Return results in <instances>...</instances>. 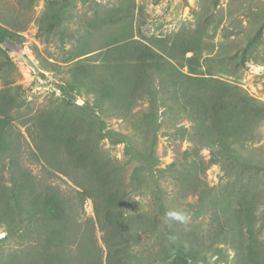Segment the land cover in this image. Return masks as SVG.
Returning a JSON list of instances; mask_svg holds the SVG:
<instances>
[{
    "label": "trees",
    "instance_id": "1",
    "mask_svg": "<svg viewBox=\"0 0 264 264\" xmlns=\"http://www.w3.org/2000/svg\"><path fill=\"white\" fill-rule=\"evenodd\" d=\"M257 2L258 6L244 9L245 26L236 41H228L232 36L228 20L218 16L220 0H200L193 25L148 43L134 28L135 0L93 9L74 36L76 44L63 50L71 62L69 77L57 87L61 98L43 117L45 132L40 138L48 153L45 159L57 163L58 172L66 177L79 175L82 201L95 203L104 232L105 261L97 253L92 231L76 235L60 195H36L24 176L13 175L10 185L0 186V227L6 233L2 241L27 242L7 264H85L87 255L81 252L82 258L75 262L74 244L91 251L94 264H209L210 258L223 256L222 245L234 250L233 264H264V160L249 157L244 149L264 123V102L214 76L216 70L234 76L240 54L246 55L262 36L264 0ZM71 6L72 0L47 2L37 21L38 37L65 30ZM137 13L143 10L138 8ZM220 26L227 32V44L217 46L212 39ZM22 31L0 25V73L5 63L13 66L9 50L22 44ZM83 95L92 98L91 104L77 105ZM143 100L145 111L134 113ZM25 101L22 86L0 91V156L11 151L13 114ZM162 110L163 116L188 119L190 129L177 133L185 134L193 145L166 169H160L157 153ZM110 118L128 122L131 133L109 129ZM104 140L124 145L125 164L133 166L129 192L124 191L122 168L111 166L99 150ZM204 149L209 151L208 161L200 154ZM212 165L222 172L218 187H210L204 178ZM166 179L176 184L182 201L196 200L185 202L183 208L171 207L161 188ZM144 191H152L156 215L123 214L126 198ZM173 209L195 219L208 217L210 223L182 236L179 222L166 215ZM141 236L156 239L152 251L136 250Z\"/></svg>",
    "mask_w": 264,
    "mask_h": 264
},
{
    "label": "rangeland",
    "instance_id": "2",
    "mask_svg": "<svg viewBox=\"0 0 264 264\" xmlns=\"http://www.w3.org/2000/svg\"><path fill=\"white\" fill-rule=\"evenodd\" d=\"M49 1L52 0H0V25L11 31H17L22 27L21 36L24 39L22 47L23 43L29 42L28 51L22 48L19 54L16 52L12 54L9 50L8 55L13 66L5 63L1 68L0 91L8 86L13 88L18 85L22 86L26 103L21 109L15 110L13 114L12 148L7 154L0 156V186L10 185L11 176L20 175L28 180L36 195L48 193L60 195L67 203L70 224L76 231V235L80 236L88 230L92 231L97 253L104 262L106 254L104 232L98 224L95 203L91 199L82 201L80 193L83 190L80 186L79 175L73 174L66 177L58 172L57 163L45 159L48 157V153L45 151L40 137L45 132L43 117L58 105V99L61 98V93L57 94L53 89H57L58 85L69 77L68 70L71 67V62L65 60L63 50H68L76 44L74 36L88 22L95 7H111L117 0H72L69 16L65 20V30L63 28L50 30L46 35L38 37L37 21ZM199 2L200 0H135L137 10L138 8L143 10L142 14L139 15L137 10L135 14L134 28H138L137 36H141L148 43V39L165 37L173 31L174 33L181 31L185 25H193L194 14L199 9ZM258 4L257 0H241V3L220 0L218 16L219 18L223 16V19L228 20V32L232 35L228 41H236L241 38V29L245 26L244 21L246 20L242 13L245 8L255 7ZM228 7L232 11L230 14L227 12L229 11ZM221 29L222 26L213 34L212 43L217 46L223 41L227 44V40L224 39L227 32H222ZM234 33L239 35L235 36ZM25 35H28L29 39ZM246 53V55L243 52L240 54L234 76H227L218 70L214 72V76L238 85L255 99L264 102V31L262 36L247 49ZM206 69L205 67L202 71L204 72ZM184 71L187 72V69ZM18 96L19 99H24L21 91ZM85 102L91 104L92 98L83 95L78 98L77 105L81 106ZM146 108L147 103L143 100L137 104L134 113L143 112ZM160 115L161 117L165 115L163 110ZM106 123L109 129L121 133L130 132L129 123L122 119L110 118ZM161 123L157 153L160 169H166L179 160L184 151L193 147L186 139L185 134L177 133L181 129H190L191 123L186 117L171 118L168 114L162 117ZM244 149L249 157L264 160V123L251 136ZM99 150L110 161L111 166L122 168L121 177L124 191L127 189L129 192V178L133 166L125 164L127 159L124 156V145H112L108 140H104L100 144ZM200 154L206 161L209 160L208 150L204 149ZM65 166L64 163L62 167ZM221 177L222 172L217 165L209 166L204 176L210 187H218L221 184ZM175 185L171 179H166L161 183V188L168 197L171 207L183 208L185 202L196 200V198L189 197L186 201H182ZM151 192L144 191L139 196L132 194L127 197L122 205V213L130 215L148 212L156 215L157 208ZM120 193H122V189H120ZM182 203L183 205H180ZM178 222V231L182 233V236H187L190 233L203 230L209 225L210 220L208 217L195 219L188 216L186 223ZM5 236L4 228L0 227V264H7L12 253L22 250L27 242L17 238L3 242L2 238ZM76 242L77 238L74 240V243ZM156 243V239L153 237L141 236L138 238L135 248L138 251H152ZM220 247L223 256L210 258L209 264H233L234 250L230 246L222 245ZM71 251L75 262L80 257L82 258L81 252V254L84 253V256L87 255L85 264H94L91 251H85L75 244Z\"/></svg>",
    "mask_w": 264,
    "mask_h": 264
},
{
    "label": "clouds",
    "instance_id": "3",
    "mask_svg": "<svg viewBox=\"0 0 264 264\" xmlns=\"http://www.w3.org/2000/svg\"><path fill=\"white\" fill-rule=\"evenodd\" d=\"M167 217L172 220L181 221V222H187L188 216L186 213H184L181 210L173 209L166 213Z\"/></svg>",
    "mask_w": 264,
    "mask_h": 264
},
{
    "label": "built area",
    "instance_id": "4",
    "mask_svg": "<svg viewBox=\"0 0 264 264\" xmlns=\"http://www.w3.org/2000/svg\"><path fill=\"white\" fill-rule=\"evenodd\" d=\"M25 37L27 39H29L28 35H25ZM28 44H29V42L26 41L25 43H23V47H22V45H20V46H18V45L12 46L10 48V53L14 54L13 52H16V54H19L20 51L22 50V48L25 49L26 51H28ZM32 71H34V69H32ZM53 91H55L57 94H59V90H57L56 88H54Z\"/></svg>",
    "mask_w": 264,
    "mask_h": 264
}]
</instances>
